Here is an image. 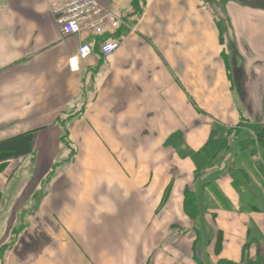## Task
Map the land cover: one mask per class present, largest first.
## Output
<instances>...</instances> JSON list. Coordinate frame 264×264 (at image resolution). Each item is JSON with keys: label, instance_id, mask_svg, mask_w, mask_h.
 <instances>
[{"label": "crops", "instance_id": "crops-1", "mask_svg": "<svg viewBox=\"0 0 264 264\" xmlns=\"http://www.w3.org/2000/svg\"><path fill=\"white\" fill-rule=\"evenodd\" d=\"M98 1L132 26L109 58L47 0H0V141L35 131L0 164V264H264V161L235 129L264 125V0Z\"/></svg>", "mask_w": 264, "mask_h": 264}, {"label": "built area", "instance_id": "built-area-1", "mask_svg": "<svg viewBox=\"0 0 264 264\" xmlns=\"http://www.w3.org/2000/svg\"><path fill=\"white\" fill-rule=\"evenodd\" d=\"M55 22L66 35L88 33L98 44L101 54L109 58L121 47L127 30L132 26L126 12L102 5L98 0H47ZM93 43H84L69 59L71 69L93 51Z\"/></svg>", "mask_w": 264, "mask_h": 264}, {"label": "trees", "instance_id": "trees-1", "mask_svg": "<svg viewBox=\"0 0 264 264\" xmlns=\"http://www.w3.org/2000/svg\"><path fill=\"white\" fill-rule=\"evenodd\" d=\"M67 129V128H66ZM250 129L253 131V137L248 140L252 144V147H254V151L257 150L261 152L263 161H264V125H258V124H251ZM34 130L25 132L22 134L15 135L13 137L4 139L0 141V164H4L8 162L11 159H17L23 156L30 155L34 152L33 148V140H34ZM68 132L67 130L63 134V141L68 146V149L70 150V160L75 155V149L71 146V143H69L68 138ZM224 141L220 142L219 140V147H221V144H224ZM214 154V153H213ZM212 153H206L202 156V160H207L206 162H211L214 158ZM198 155L194 154V159L197 158ZM212 156V158H211ZM70 160H67L70 162ZM198 161L200 165H198L197 173H199L198 170L202 168L203 163L205 162ZM66 162V163H68ZM60 163V162H59ZM213 163V162H211ZM186 206H187V212L191 216H195L198 209V202L196 199V196L194 193H191L190 191H187V197H186Z\"/></svg>", "mask_w": 264, "mask_h": 264}, {"label": "rangeland", "instance_id": "rangeland-1", "mask_svg": "<svg viewBox=\"0 0 264 264\" xmlns=\"http://www.w3.org/2000/svg\"><path fill=\"white\" fill-rule=\"evenodd\" d=\"M210 4L212 3V5L214 6V8H215V10L217 11V6H219V4L218 3H220V2H222V1H224V0H207ZM243 126V127H242ZM240 125L239 127H237V128H235L236 130H237V132L239 133L240 131H242L241 130V128L242 129H244L245 131H246V133H245V135H244V137H247V139L248 140H250L251 138H249V137H252V135L253 134H251V132H250V126L248 125V124H243V125ZM249 132H250V134H249ZM253 132V131H252ZM248 140H245L244 142H243V144H241V148H240V150L241 149H243V152H250V151H253L254 150V147H252V145H250V141H248ZM222 145V151L224 150V152H226V151H228L230 148V146H229V144H228V141L227 142H225L224 144H221ZM252 147V148H251ZM245 148V149H244ZM256 152H258V150L256 151ZM69 153H70V151H69ZM259 154V153H258ZM70 155V154H69ZM71 156V155H70ZM258 156H260V155H258ZM241 157V156H240ZM261 157V156H260ZM260 157H257V158H254V159H258V161H261V160H263V158L261 159ZM67 160H70V157H68V158H66L65 159V162H68ZM252 160V159H251ZM71 161V160H70ZM262 162V161H261ZM60 164H63V163H61V161H60ZM46 184V183H45ZM43 187V188H42ZM41 188L43 189V190H47V186H41ZM43 190H40L39 191V193H43ZM39 193L37 192L35 195H34V197H33V201H30L29 203H28V205H31V204H34L35 205V203H37L38 202V200L39 199H37L38 197H37V195H39ZM41 195V194H40ZM27 221V218L25 219L24 217H20L19 219H18V221L16 222V224L14 225V228H13V232L14 231H16V230H18V229H20L21 227H23V225L25 224V222ZM11 242V241H10Z\"/></svg>", "mask_w": 264, "mask_h": 264}]
</instances>
